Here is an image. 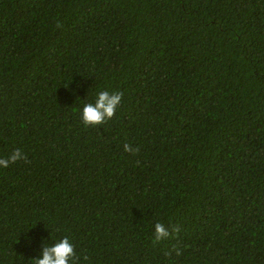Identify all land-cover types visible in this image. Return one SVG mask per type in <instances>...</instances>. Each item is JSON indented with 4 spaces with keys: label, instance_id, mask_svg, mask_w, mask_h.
Returning <instances> with one entry per match:
<instances>
[{
    "label": "trees",
    "instance_id": "obj_1",
    "mask_svg": "<svg viewBox=\"0 0 264 264\" xmlns=\"http://www.w3.org/2000/svg\"><path fill=\"white\" fill-rule=\"evenodd\" d=\"M102 90L121 103L85 126ZM17 148L0 264L64 236L73 264H264V0H0V157Z\"/></svg>",
    "mask_w": 264,
    "mask_h": 264
},
{
    "label": "clouds",
    "instance_id": "obj_2",
    "mask_svg": "<svg viewBox=\"0 0 264 264\" xmlns=\"http://www.w3.org/2000/svg\"><path fill=\"white\" fill-rule=\"evenodd\" d=\"M123 93L120 91L109 92L106 90L95 93L94 100L83 103L79 110L80 119L85 126L102 125L110 119L118 109ZM125 151H132L127 144ZM26 160L20 149H14L7 157H0V168H8L11 164ZM169 235L165 226L161 223L155 224V237L159 240ZM179 254V252H177ZM76 253L71 240L64 236L50 244L43 242V248L39 257L32 258L33 264H73Z\"/></svg>",
    "mask_w": 264,
    "mask_h": 264
}]
</instances>
